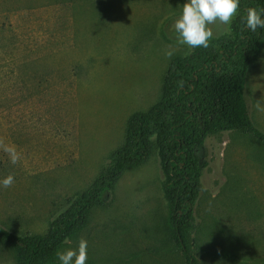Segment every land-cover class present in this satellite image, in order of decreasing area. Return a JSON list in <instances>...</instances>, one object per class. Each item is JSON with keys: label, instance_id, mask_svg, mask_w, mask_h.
<instances>
[{"label": "rangeland", "instance_id": "obj_1", "mask_svg": "<svg viewBox=\"0 0 264 264\" xmlns=\"http://www.w3.org/2000/svg\"><path fill=\"white\" fill-rule=\"evenodd\" d=\"M180 0H0V224L44 235L125 141L130 118L161 98L171 63L193 50L172 24ZM231 25H211V45ZM171 46L174 54L165 55ZM246 97L264 133V47ZM190 250L198 264H264V143L240 132L209 137ZM156 154L128 171L105 207L62 251L88 242L87 264H186L170 240L169 201ZM232 255V258L221 255ZM0 243V264H16ZM55 264H61L59 259Z\"/></svg>", "mask_w": 264, "mask_h": 264}, {"label": "trees", "instance_id": "obj_2", "mask_svg": "<svg viewBox=\"0 0 264 264\" xmlns=\"http://www.w3.org/2000/svg\"><path fill=\"white\" fill-rule=\"evenodd\" d=\"M249 7L264 9V0H240L230 36L217 45L194 48L189 56L171 63L160 100L130 118L125 144L112 154L86 191L68 200V208L46 234L19 235L0 224V243L16 264H55L57 252L84 229L95 209L107 205L124 174L141 168L156 154L169 201L171 243L186 264H198L190 241L198 230L194 212L208 167L207 139L240 132L264 143V133L251 118L246 97L248 75L264 47V28L252 31L246 25Z\"/></svg>", "mask_w": 264, "mask_h": 264}, {"label": "clouds", "instance_id": "obj_3", "mask_svg": "<svg viewBox=\"0 0 264 264\" xmlns=\"http://www.w3.org/2000/svg\"><path fill=\"white\" fill-rule=\"evenodd\" d=\"M240 9V0H187L183 4L182 13L172 24L179 44L188 48H208L214 36L211 25H231ZM264 9L254 7L247 9L246 25L252 31L258 27L264 28ZM174 49L169 47L165 55L171 58ZM0 150L7 154L11 164L16 165L21 160V153L15 145L6 144L0 139ZM14 177L8 175L0 180V186L10 188L14 184ZM57 257L61 264H87L88 242L81 238L76 249L58 251Z\"/></svg>", "mask_w": 264, "mask_h": 264}]
</instances>
